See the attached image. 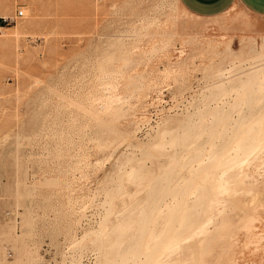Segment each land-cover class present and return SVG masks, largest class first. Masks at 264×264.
I'll return each mask as SVG.
<instances>
[{
  "label": "rangeland",
  "instance_id": "rangeland-1",
  "mask_svg": "<svg viewBox=\"0 0 264 264\" xmlns=\"http://www.w3.org/2000/svg\"><path fill=\"white\" fill-rule=\"evenodd\" d=\"M0 20V264H264V15L0 0Z\"/></svg>",
  "mask_w": 264,
  "mask_h": 264
},
{
  "label": "crops",
  "instance_id": "crops-1",
  "mask_svg": "<svg viewBox=\"0 0 264 264\" xmlns=\"http://www.w3.org/2000/svg\"><path fill=\"white\" fill-rule=\"evenodd\" d=\"M192 14L213 17L239 5L256 15H264V0H180Z\"/></svg>",
  "mask_w": 264,
  "mask_h": 264
},
{
  "label": "built area",
  "instance_id": "built-area-1",
  "mask_svg": "<svg viewBox=\"0 0 264 264\" xmlns=\"http://www.w3.org/2000/svg\"><path fill=\"white\" fill-rule=\"evenodd\" d=\"M19 17H23L24 16V12L22 10L18 11V15ZM5 22H8V19H4Z\"/></svg>",
  "mask_w": 264,
  "mask_h": 264
},
{
  "label": "bare ground",
  "instance_id": "bare-ground-1",
  "mask_svg": "<svg viewBox=\"0 0 264 264\" xmlns=\"http://www.w3.org/2000/svg\"><path fill=\"white\" fill-rule=\"evenodd\" d=\"M22 11L24 12V10H22ZM17 15H18V12H17ZM24 16H25V12H24ZM24 16H23V17H24ZM17 17H19V16H17ZM3 20H4V18H3ZM1 24H2V23H1V20H0V28H1V26H2ZM14 32H15V31H14ZM16 32H19V30H18V31L16 30Z\"/></svg>",
  "mask_w": 264,
  "mask_h": 264
}]
</instances>
